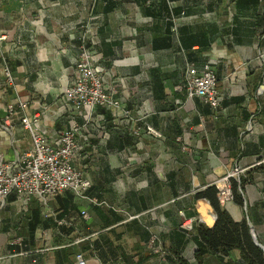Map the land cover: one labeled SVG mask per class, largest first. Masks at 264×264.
Segmentation results:
<instances>
[{
	"label": "crops",
	"instance_id": "1",
	"mask_svg": "<svg viewBox=\"0 0 264 264\" xmlns=\"http://www.w3.org/2000/svg\"><path fill=\"white\" fill-rule=\"evenodd\" d=\"M0 38L4 160L30 149L20 116L39 112L52 142L77 124L83 149L73 165L92 182L87 200L10 195L0 208V264H78L76 255L85 264L239 261L238 250L214 254L199 235L216 213L198 194L235 167L244 170L241 202L221 207L247 222L264 253V0H4ZM82 44L133 120L121 110L76 113L63 98ZM187 63L215 68L219 109L176 91ZM8 105L16 111L5 126ZM143 123L163 138L135 135ZM180 213L195 220L187 235ZM158 243L164 258L151 250Z\"/></svg>",
	"mask_w": 264,
	"mask_h": 264
},
{
	"label": "built area",
	"instance_id": "2",
	"mask_svg": "<svg viewBox=\"0 0 264 264\" xmlns=\"http://www.w3.org/2000/svg\"><path fill=\"white\" fill-rule=\"evenodd\" d=\"M2 1L4 0H0V2ZM79 51L74 65L76 77L63 93V98L69 103L72 110L76 113L82 111L91 113L96 109L121 110L125 119L133 120L120 99L115 97L116 92L104 87L100 73L93 67V56L89 47L82 44ZM3 69L6 84L12 85L13 78L10 69L7 66ZM217 82L215 68L210 63H206L201 69L187 63L182 81L176 86V91L184 93L187 98L200 99L205 106L215 111L220 107ZM263 91V85L257 89L258 94H262ZM40 107L46 108L42 104ZM17 108L24 112L27 103H18ZM15 111L13 105L7 106L5 126L10 123L9 118L15 114ZM40 117L39 112L31 115L24 113L20 116L21 127L31 137L29 150L9 162L5 161L0 153V208L7 204L12 194L25 201L36 197L43 204L47 199L55 198L63 192H70L80 199H88L86 194L92 182L73 165L74 159L80 155L83 149L78 142L79 127L76 123H72L68 128L60 130L56 142H52L47 132L39 125ZM142 119L143 117H138L136 120L141 121ZM136 120L134 119V121ZM140 133L155 139L163 138L161 131L145 123L141 127H136L134 131L135 135ZM243 175L244 170L235 167L214 182L213 186L217 190L216 197L220 206L233 200L231 182L235 180L239 185ZM84 216L87 215L84 213ZM180 216L182 218L180 229L187 235L193 231L195 220L185 218L182 213ZM155 239V237L151 238L152 244ZM151 250L163 258L167 255L160 243L152 246ZM75 259L78 264H85L81 255H76Z\"/></svg>",
	"mask_w": 264,
	"mask_h": 264
},
{
	"label": "trees",
	"instance_id": "3",
	"mask_svg": "<svg viewBox=\"0 0 264 264\" xmlns=\"http://www.w3.org/2000/svg\"><path fill=\"white\" fill-rule=\"evenodd\" d=\"M237 182L231 183L233 200L241 202V195L237 188L241 186ZM217 190L215 187H209L198 194L199 198H205L214 208L216 213L215 224L212 228L202 227L199 230L201 239L207 245V248L214 254L228 256L229 252L238 250L241 259L236 262L227 261L225 264H264V253L256 245L250 234L246 221H233L228 212L219 205L217 201ZM179 264H187L179 261Z\"/></svg>",
	"mask_w": 264,
	"mask_h": 264
},
{
	"label": "water",
	"instance_id": "4",
	"mask_svg": "<svg viewBox=\"0 0 264 264\" xmlns=\"http://www.w3.org/2000/svg\"><path fill=\"white\" fill-rule=\"evenodd\" d=\"M251 236L253 237V239H254V241H255L256 238L253 236V234H252Z\"/></svg>",
	"mask_w": 264,
	"mask_h": 264
}]
</instances>
